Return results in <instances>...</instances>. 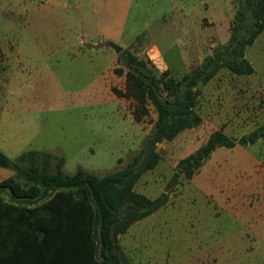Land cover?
Listing matches in <instances>:
<instances>
[{
  "label": "rangeland",
  "instance_id": "rangeland-1",
  "mask_svg": "<svg viewBox=\"0 0 264 264\" xmlns=\"http://www.w3.org/2000/svg\"><path fill=\"white\" fill-rule=\"evenodd\" d=\"M237 8L236 0H0V149L12 160L50 152L67 174L123 168L157 114L150 105L136 122L137 103L115 94L125 90L120 54L180 80L228 42ZM246 58L253 74L223 68L199 86L201 124L159 144L158 165L135 185L169 201L118 237L130 264H264V139L220 147L192 179L169 186L214 131L239 139L264 125V31Z\"/></svg>",
  "mask_w": 264,
  "mask_h": 264
},
{
  "label": "trees",
  "instance_id": "trees-1",
  "mask_svg": "<svg viewBox=\"0 0 264 264\" xmlns=\"http://www.w3.org/2000/svg\"><path fill=\"white\" fill-rule=\"evenodd\" d=\"M236 1L228 42L215 48L180 80L171 77L169 71L157 75L149 61L130 52L120 54L127 70L115 71L125 75V90H114L115 94L137 103L136 122L149 115L150 105L157 114L141 150L123 168L104 176L83 167L67 174L64 160L53 168L50 152L28 150L12 160L0 149V169L14 173L0 182V221L9 220L13 232L22 229L28 264H130L118 237L169 201L166 193L149 199L134 190L142 175L158 165V145L201 124L196 111L199 86L211 81L221 69L240 76L255 72L246 58V48L264 31V0ZM261 139L264 125L239 139L214 131L204 145L178 163L169 186L182 176L192 179L216 149L254 145ZM3 192L8 198L1 195Z\"/></svg>",
  "mask_w": 264,
  "mask_h": 264
},
{
  "label": "crops",
  "instance_id": "crops-1",
  "mask_svg": "<svg viewBox=\"0 0 264 264\" xmlns=\"http://www.w3.org/2000/svg\"><path fill=\"white\" fill-rule=\"evenodd\" d=\"M7 171L8 169H0V176L3 174L0 182L12 176ZM9 223L5 218L0 221V264H28L26 251L23 250L25 245L21 239L22 229L17 228L13 232Z\"/></svg>",
  "mask_w": 264,
  "mask_h": 264
},
{
  "label": "water",
  "instance_id": "water-1",
  "mask_svg": "<svg viewBox=\"0 0 264 264\" xmlns=\"http://www.w3.org/2000/svg\"><path fill=\"white\" fill-rule=\"evenodd\" d=\"M109 45L115 50L117 54L122 52V48L118 47L116 44L110 43Z\"/></svg>",
  "mask_w": 264,
  "mask_h": 264
}]
</instances>
